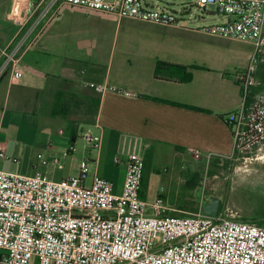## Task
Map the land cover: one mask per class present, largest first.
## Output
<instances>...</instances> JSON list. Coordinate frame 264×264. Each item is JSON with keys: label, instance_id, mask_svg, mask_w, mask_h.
<instances>
[{"label": "built area", "instance_id": "1", "mask_svg": "<svg viewBox=\"0 0 264 264\" xmlns=\"http://www.w3.org/2000/svg\"><path fill=\"white\" fill-rule=\"evenodd\" d=\"M12 1L9 15L18 31L0 47V76L10 71L14 78L22 74V51L63 4L184 28L195 22L186 18L190 9H201L206 18L198 16L201 24L194 30L251 45L247 66L235 75L239 104L222 120L232 134L236 156L249 157L264 148L263 92L248 98L259 84L254 72L264 60V0H159L162 6L154 0ZM217 16L221 20L214 21ZM86 84L98 93L131 94L108 84ZM83 137L99 146V138L89 131ZM0 157L9 159L1 147ZM143 168L142 157L128 159L119 193L110 180L98 174L88 177V159L80 161L76 175L57 181L40 172L0 170V263L264 264V226L235 219L227 211L215 216L199 208L187 215L171 214L160 197L152 202L142 198Z\"/></svg>", "mask_w": 264, "mask_h": 264}, {"label": "rangeland", "instance_id": "2", "mask_svg": "<svg viewBox=\"0 0 264 264\" xmlns=\"http://www.w3.org/2000/svg\"><path fill=\"white\" fill-rule=\"evenodd\" d=\"M183 1L188 2L175 0L174 3ZM17 3L20 1L17 0ZM12 4V0H0V27H3V23L14 31L18 25L9 15ZM154 4L162 6L159 0H154ZM59 8L58 15L46 29V36L53 41L54 50L100 62L107 66L111 77L120 70L133 73L141 69L146 74L151 73L157 61L196 66L189 69L194 81L199 83L196 88L200 89L193 91L197 104L210 109L226 106L227 101L221 95L223 82L225 88L239 89L240 101V87L235 75L247 66L251 45L194 30L201 24L198 16L206 18L201 9L194 6L190 9L186 18L195 22L184 28L119 18L114 14L67 4ZM217 20H221V17L217 16L214 21ZM58 126L62 127L63 135L67 137L70 133L68 125L51 117L46 107L42 108L38 119L31 115L23 118L8 108L1 138L10 139L13 143H10L6 154L9 159L0 157V170L33 175L36 166H42L37 158L39 151L34 146L44 137L49 140V135L57 136ZM153 149L147 151L145 160L142 157L145 161V182L141 186V194L145 201L152 202L160 197L164 205L174 208L168 212L176 215H187L198 208L207 215L210 209L217 207L219 212L227 211L235 219L255 223L249 220L250 215L259 211L264 204V148L249 157L234 153L230 156L219 155L218 161L209 167L208 163L215 158L203 151L195 153L185 147L174 154L170 149V153L160 154L155 159ZM75 150L77 165L82 158H89L90 164L97 154L96 148L86 144L80 133L77 134ZM60 156L66 160L60 158L59 164H48V171L44 173L54 181L63 179L71 162L69 154L61 153ZM114 156L119 159L126 157L119 151ZM12 158L18 159L19 163H13ZM92 162L90 172L93 171ZM104 165L102 159L101 167ZM108 168L111 182L115 176L123 175L117 164Z\"/></svg>", "mask_w": 264, "mask_h": 264}, {"label": "crops", "instance_id": "3", "mask_svg": "<svg viewBox=\"0 0 264 264\" xmlns=\"http://www.w3.org/2000/svg\"><path fill=\"white\" fill-rule=\"evenodd\" d=\"M59 9L43 24L34 39L22 51L19 58L21 76L14 78L10 71L0 76V147L5 154L12 142L10 139L1 138L8 108L22 115L23 118L25 115H31L38 119L42 108L46 107L51 117L68 125L65 118L52 115L56 93L60 90L73 93L76 102L82 103L78 107L82 108L86 106L91 92L86 83L92 82L115 86L131 94L112 90L99 93L98 111L93 124H83L81 125L83 130L75 135L69 133L67 137L63 135L62 127L58 126L56 131L59 136L49 135L47 138L49 140L44 137L34 146V149L39 151L37 158L42 165L36 166L35 173L39 170L40 173H46L48 171L46 166L59 164L60 158L66 160L65 157L60 156L61 153H66L69 154L71 162L68 163L63 178L76 175L79 171V164L77 165L74 154L77 134L80 133L86 142L83 135L88 131L99 138L97 154L95 159H91L94 163L91 165L93 171H89L88 177L98 174L111 180L108 167L112 164L119 165L123 175L118 176L119 178L115 176L112 180L113 190L116 193L121 191L128 159L132 156H140L145 160L147 151L152 148H154V156L156 155L155 159L160 154H168L171 151L178 154L179 149L185 147L195 153L203 151L211 155L212 159L219 155H232V134L223 122L222 116L238 106L239 89L225 88L223 82L224 91L221 95L227 104L210 109L197 104L196 93L193 91L200 88H196L199 83L194 81L193 74L188 82L155 78L153 67L148 74L141 69L133 73L120 70L111 77L107 72V66L100 62L84 60L79 56L54 50V43L46 36V29L58 15ZM1 25L3 27H0V47H4L14 38L18 29L11 31L3 23ZM94 94L98 95V92L94 91ZM153 97L194 108L155 100ZM118 151L124 153L126 157L116 158L117 156L114 155ZM111 153H114L113 156ZM102 159L105 164L103 167H101ZM43 160L46 161L45 164L42 163ZM169 208L174 209L172 206ZM32 262L36 263L35 260Z\"/></svg>", "mask_w": 264, "mask_h": 264}, {"label": "trees", "instance_id": "4", "mask_svg": "<svg viewBox=\"0 0 264 264\" xmlns=\"http://www.w3.org/2000/svg\"><path fill=\"white\" fill-rule=\"evenodd\" d=\"M197 68L196 66H184L179 64H173L168 62L157 61L155 62L153 75L155 78H163L170 80H177L179 82H188L192 78V73L189 68ZM254 77L258 81V85L253 87L249 94V99L254 93L263 92L264 90V63L262 61L257 65L256 70L254 72ZM91 92L88 95L86 106L78 107L82 103L76 102L73 93H67L65 91H58L54 98L52 115L56 117H63L68 122V127L70 129V133L75 135L78 131L83 130V124H93L96 120L98 105L100 94H94L96 91L94 88L90 87ZM97 92V91H96ZM153 99L163 100L165 102H169L171 104H178L181 106H185L187 108H194L193 106L176 103L173 101H167L164 99L153 97ZM200 109V108H196ZM144 161V160H143ZM218 158H215L213 161L208 163V167L210 164L216 163ZM195 177L193 178V180ZM145 182V161L143 168V175L141 180V186H143ZM142 195V194H141Z\"/></svg>", "mask_w": 264, "mask_h": 264}, {"label": "flooded vegetation", "instance_id": "5", "mask_svg": "<svg viewBox=\"0 0 264 264\" xmlns=\"http://www.w3.org/2000/svg\"><path fill=\"white\" fill-rule=\"evenodd\" d=\"M264 203V202H263ZM252 215L251 216V219H248L249 220H254V222L257 224V225H261V226H264V204L263 206L261 207V209H259V211H256L254 213H251ZM253 223V224H255Z\"/></svg>", "mask_w": 264, "mask_h": 264}, {"label": "water", "instance_id": "6", "mask_svg": "<svg viewBox=\"0 0 264 264\" xmlns=\"http://www.w3.org/2000/svg\"><path fill=\"white\" fill-rule=\"evenodd\" d=\"M32 6H33V3H32V2H29V4H28V8L31 9ZM262 95H263V101H264V90H263ZM73 139H74V137L72 138V140H73ZM219 213H220V212H219L218 208L215 207V208L210 209V211L207 212V215H215V216H216V215H218Z\"/></svg>", "mask_w": 264, "mask_h": 264}]
</instances>
